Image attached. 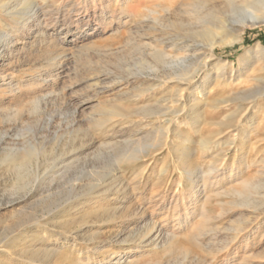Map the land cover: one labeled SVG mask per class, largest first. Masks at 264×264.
Instances as JSON below:
<instances>
[{
    "label": "rangeland",
    "instance_id": "374dc122",
    "mask_svg": "<svg viewBox=\"0 0 264 264\" xmlns=\"http://www.w3.org/2000/svg\"><path fill=\"white\" fill-rule=\"evenodd\" d=\"M33 4L38 13L21 29L0 16V30L12 40L0 55V136L24 161L21 175L10 158L0 162V264H264V97L256 95L264 90V22L214 48V69L230 64L218 72L226 71L225 80L212 70L209 84L194 89L205 78L193 79L199 107L183 96L173 103L178 113L148 121L131 109L177 94L161 81L155 96L132 102L144 84L132 73L156 67L145 44L183 36L178 23L199 30L195 6L201 17L217 15L226 12L225 0ZM108 102L130 109L128 116H109ZM179 145L189 147L193 177L182 172L186 157L177 161ZM140 146L143 157L120 165V179L129 182L125 197L94 187L97 198L72 204ZM53 165L55 174L40 179L38 189L23 188ZM152 220L157 229L141 239Z\"/></svg>",
    "mask_w": 264,
    "mask_h": 264
},
{
    "label": "bare ground",
    "instance_id": "6f19581e",
    "mask_svg": "<svg viewBox=\"0 0 264 264\" xmlns=\"http://www.w3.org/2000/svg\"><path fill=\"white\" fill-rule=\"evenodd\" d=\"M35 1L36 0H0V16L1 17L2 16L7 17L11 21V23H13L14 28L21 29L22 27H26V26H28L29 21H31L32 18L34 16H36V14L38 13L39 8L35 7L33 4ZM234 2H235V0H225V4H226V8H227L226 12H223V13L221 12L220 14H219V12H217V15L210 12V13H207L204 17H201V15H199L200 14L199 9H198L199 7H198V5H196L195 6L196 15L194 17H195L197 22L198 21L202 22V25H203L199 30L191 29L192 28L191 25L198 27V25H200V24H197V23L193 24V22H191L190 24H188L186 26V25H183L181 23H178L176 26L179 28V30H185L184 32H186V33H184L183 36L167 39V41H165V42L161 41L159 43V45H157V46H153V45L151 46L150 44L149 45L145 44L146 47H149V51L147 52V55L150 56L152 61L155 63L156 67L154 69H151L150 70L151 72H148L145 75H142L141 71L140 72L137 71L135 73H132V75L130 77L134 81L137 80L138 77H140V75L144 79L143 80L144 84H142V86H138V88L135 89L134 92L132 93V97H131L132 102L138 101L143 96H147V97L155 96L154 90L161 83V81H165L166 83L174 84L175 86H172V91L175 94H177V96L175 97L176 100H173V98H169V99L164 100L163 104L162 103L159 104L158 99L155 97L157 100L154 99V101L151 102L152 104H150V105L147 104L145 106L139 105V107H137L135 109H131V111H134L135 113L140 112L142 117H144V119L148 120V121H150L151 119H155L158 116L159 117L160 116H166L167 114H171V113L174 114L175 112L178 113L174 109L173 103L175 101L183 99V96L192 97L190 104H189V107L190 108L191 107L197 108L201 104H200V101L196 97L193 96V91H191L193 89V83H194L193 79L196 78L197 76H199V77L203 76L202 78H205L204 81H203V79H201L200 84L198 86H195L194 89H197L201 86L204 88L206 86V84H209V82L211 81V77L213 75L212 73H210L212 70H214L213 71L214 79L220 80V81L225 80L226 71H221L220 73H218V72H219V70H223L224 68H226L230 64V61H223V62L219 63L217 65V67L214 69L212 61L210 59L213 56L214 48L216 46H221V45H225V44H233L234 42L240 41L242 38L241 36L247 27H253L260 22H264V0H240L238 5L234 4ZM43 33L44 32H42V34ZM11 42H12V40H11V37L9 36V34H5V32L3 33L2 30H0V55L2 54L4 47L8 49L9 44H11ZM203 49H206V52L200 54L199 52L202 51ZM174 50L175 51L179 50L181 52V54L172 53V51H174ZM59 55H61V53H59ZM54 59L52 58L51 60H54ZM153 67L154 66H152L151 68H153ZM158 78H162V79H158ZM256 95L258 97H262V96L264 97V90L263 91L262 90L257 91ZM129 96H131V95L129 94ZM253 98L256 99L257 97H253ZM128 99H130V98H128ZM122 101H124V100H122ZM149 101H150V99H149ZM107 105H110L108 110H107L108 111L107 114L109 116L119 117V118H123V119H124V117L128 116V114H125V113L126 112L128 113V111L130 109L125 108V107H119L118 105H113V104H110L109 102ZM186 110H188V109H186ZM105 113H106V110H105ZM174 115H172V116H174ZM255 118L257 119V117H255V115L248 117L246 123L250 126L254 125ZM122 121L123 122H129L130 120L125 119V121L124 120H122ZM258 121H257V124L259 123ZM102 122H104V124H105V121L102 120ZM142 122L143 121H141L139 124H142ZM116 123H117V121H116ZM158 132H159V130H158ZM174 134L180 136L179 131H176ZM183 139H184V136H183ZM185 139H186V137H185ZM2 140H3V138H1V136H0V162L7 161L10 158L11 161H13L14 163L16 162L15 166L17 168L16 170H18L17 173H19L18 175H21V173L23 172L22 167L24 166L23 165L24 161L23 160L21 162L17 161V158L15 157V155H16L15 152H18L17 147L12 146V147L6 148L2 145ZM186 140H187V142L189 141V139H186ZM206 140H207V138H206ZM216 146L217 145H215V147ZM205 147H206L205 141H201L200 142V149L203 151L206 149ZM188 148L189 147L187 145H184L182 147L179 145L178 147H176V150H177L176 155L178 157L177 161L178 162L182 161L184 156H185L186 159L184 158L185 160H183L185 166H184V169H182L183 170L182 172L184 173V175L187 174V175L193 177L194 175H196L198 169L196 170L194 168L192 162L189 160L190 157L188 158L187 157L188 154L186 155L185 151H187ZM31 149H32V147H31ZM130 150H132V149H130ZM29 151H28V153L26 152L27 153L26 158H30L32 156V151L30 149H29ZM150 152H151V150H150ZM143 153H144V147L143 146L135 148L132 153L131 152L126 153V151H125L122 154V156H120L117 160L115 159L116 160L115 166L113 168H111V170H110L111 173H110L109 177L107 176L108 180L100 182L102 177L99 176L96 179L98 183L93 184V185L91 184L88 187V190H91L88 192L89 194L87 193L89 196H86L84 199H82V198L76 199V200L74 199L75 201L72 204H75V206H78L79 204H82V202L83 203L84 202L89 203L95 197L97 198L99 196V194H98V196L91 195L92 194L91 192L93 191L94 187H97V189H99V190L101 189V187L107 188V190H105V192L111 193L113 195L112 198H116L119 196L125 197L128 193L127 189H128L129 182L124 181V179H120V175H119L120 171H121L120 165L122 163H124V164L128 163L129 164V162L138 160L139 158L143 157ZM208 153H209V151H208ZM1 156H2V158H1ZM16 156H18V155H16ZM18 158H20V157H18ZM215 160H216V158H215ZM215 160H212V161L210 160L211 163L213 164V167H210L212 170L215 169L214 168V165L216 164ZM5 163L6 162H4V164ZM208 163H210V162H208ZM181 164H182V162L180 163V165ZM55 167L56 166L53 165L52 168H50V170L47 169L49 172H47V171L42 172V174H39L36 177H33V180L29 181L27 184H25L23 188L24 189L26 188L29 190L38 189V184H39L40 179L51 178L55 174V171H54ZM180 167H182V166H180ZM196 167H197V165H196ZM178 168H179V165H178ZM23 169H26V168H23ZM30 169H32V168L30 167ZM30 171H32V170H30ZM25 173H27V172H25ZM48 173H51V174L48 175ZM15 174H16V172H15ZM22 176H23V174H22ZM198 178H199V176H198ZM196 179H193V178L191 179L193 185H195ZM203 179H204V177H203ZM22 182H23V180H22ZM48 182H50V181L48 180ZM203 186H205V185H203ZM206 186H205V188H206ZM94 190H96V189H94ZM82 200H84V201H82ZM143 214L144 213H141V215H143ZM132 215H133V213H132ZM120 216H121V214H120ZM121 217H123V216H121ZM155 229H157L156 223H155V221L152 220L151 222L143 225L142 230H144V231L141 230V233L144 232V234H141L139 237H141L142 235L143 236L141 237V239L145 238L146 236L149 237V236H151V234H153ZM71 245H73V244H71Z\"/></svg>",
    "mask_w": 264,
    "mask_h": 264
}]
</instances>
